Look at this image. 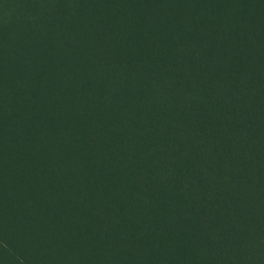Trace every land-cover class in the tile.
<instances>
[{
    "label": "trees",
    "instance_id": "1",
    "mask_svg": "<svg viewBox=\"0 0 264 264\" xmlns=\"http://www.w3.org/2000/svg\"><path fill=\"white\" fill-rule=\"evenodd\" d=\"M0 264H264V0H0Z\"/></svg>",
    "mask_w": 264,
    "mask_h": 264
},
{
    "label": "rangeland",
    "instance_id": "2",
    "mask_svg": "<svg viewBox=\"0 0 264 264\" xmlns=\"http://www.w3.org/2000/svg\"><path fill=\"white\" fill-rule=\"evenodd\" d=\"M99 19H101V18H99ZM91 21H96V18L95 17H92V20ZM83 27L84 28H88V29H90V26H86V23L83 25ZM74 53H77V50L76 49H74V51H73Z\"/></svg>",
    "mask_w": 264,
    "mask_h": 264
}]
</instances>
